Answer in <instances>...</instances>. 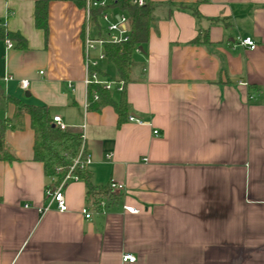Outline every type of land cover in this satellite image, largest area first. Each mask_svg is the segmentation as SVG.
<instances>
[{"label":"crops","instance_id":"1","mask_svg":"<svg viewBox=\"0 0 264 264\" xmlns=\"http://www.w3.org/2000/svg\"><path fill=\"white\" fill-rule=\"evenodd\" d=\"M36 1L0 0V24L26 40L0 41V85L84 136L94 186L125 188L96 208L70 179L60 211L46 195L60 183L34 159L30 115L2 104L14 159L0 160V264H264V0H149L154 19L127 84L99 60L104 47L88 71L86 31L105 32L88 21L87 0H51L47 32ZM91 72L111 82L114 103L125 97L121 123L115 104L90 96Z\"/></svg>","mask_w":264,"mask_h":264},{"label":"trees","instance_id":"2","mask_svg":"<svg viewBox=\"0 0 264 264\" xmlns=\"http://www.w3.org/2000/svg\"><path fill=\"white\" fill-rule=\"evenodd\" d=\"M51 0H37L35 4V23L36 26L47 32L48 28V7ZM121 13L128 16L130 23L129 39L118 43H105L104 52L106 60L116 67V79L127 84L132 80L133 69L136 66L134 54L143 46L149 38V32L153 21V11L155 4L149 0L143 6L133 4L130 0H118L110 5ZM101 9L93 11V23L96 28L100 27L99 14ZM100 31V28H98ZM15 41L16 46L26 47L25 38L18 32H12L0 24V41ZM201 37H197L194 42H199ZM89 94L97 91L100 98L115 104L120 123L127 115V104L125 97L121 98L119 104L114 103L109 90L97 83L89 85ZM13 103L16 106V115L22 117L29 114L31 125L35 132L34 159L43 163L46 176L55 177L56 183H61L68 173L83 180L87 186V197L92 205L101 208L100 202L109 198L113 194L109 184L97 187L91 182L90 172L86 166L77 165L73 169L77 158L82 139L78 132L73 130H62L53 123L50 112L45 105L28 104L6 93L0 85V108L2 104ZM8 118H0V160H13L14 155L5 144V131L8 128Z\"/></svg>","mask_w":264,"mask_h":264},{"label":"built area","instance_id":"3","mask_svg":"<svg viewBox=\"0 0 264 264\" xmlns=\"http://www.w3.org/2000/svg\"><path fill=\"white\" fill-rule=\"evenodd\" d=\"M118 0H87L86 1V13H87V19L88 21L92 19L93 11L97 9H101L99 18L104 23V29L105 36H99L98 38L91 37L90 30L87 29L86 31V37H85V47H86V59H87V67L88 71L91 67H95L98 64V60H92L89 57V54L91 51L97 49L98 47L103 48L105 43H118V42H124L129 39V32H130V23L128 16L124 13H110L109 7L111 4L116 2ZM133 4H136L138 6H143L146 3V0H130ZM242 43L249 46L250 48L256 47V42L252 37H246L242 40ZM8 45L11 47L12 43L8 41ZM105 59V53L102 52L99 55V60ZM11 79V78H9ZM7 80V79H6ZM86 83L88 85L92 83L102 84L106 89L111 88V82L109 81H99L97 78L96 72H91L88 75V78L86 79ZM29 85V82L27 80L21 82L22 88H27ZM96 99H98V95L95 96ZM130 121H136L141 122V120L135 118L134 116L129 117ZM54 123L60 127V129L65 130L67 129V126L62 123L60 116H56L53 118ZM155 134L158 133V131H154ZM81 139L84 140V136H81ZM90 157L85 152V146L82 142L80 152L77 156V158L74 161V164L71 169H73L75 166H86L88 163H90ZM70 179L78 180L77 177L71 175L70 173L67 174L65 179L60 184H54L50 185L46 189V195L49 198V200L53 203H55L60 211H66L68 210V206L66 204L65 195H64V186L66 182ZM109 187L111 193H115L117 191H121L125 188L124 184L119 183L117 181H111L109 182ZM101 207H104L106 205V201L100 202ZM127 211L131 213H138L139 210L134 207H126ZM83 215L87 219H91L93 216V212L88 208L84 207L82 209ZM123 261L134 263L136 262V257L131 254H124Z\"/></svg>","mask_w":264,"mask_h":264},{"label":"rangeland","instance_id":"4","mask_svg":"<svg viewBox=\"0 0 264 264\" xmlns=\"http://www.w3.org/2000/svg\"><path fill=\"white\" fill-rule=\"evenodd\" d=\"M110 13H113V12H110Z\"/></svg>","mask_w":264,"mask_h":264},{"label":"water","instance_id":"5","mask_svg":"<svg viewBox=\"0 0 264 264\" xmlns=\"http://www.w3.org/2000/svg\"><path fill=\"white\" fill-rule=\"evenodd\" d=\"M142 49V48H141Z\"/></svg>","mask_w":264,"mask_h":264}]
</instances>
